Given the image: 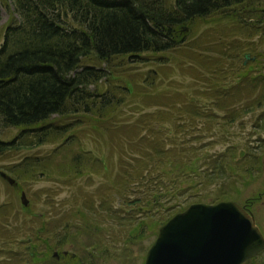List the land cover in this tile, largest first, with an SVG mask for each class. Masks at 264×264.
Masks as SVG:
<instances>
[{"label":"trees","instance_id":"1","mask_svg":"<svg viewBox=\"0 0 264 264\" xmlns=\"http://www.w3.org/2000/svg\"><path fill=\"white\" fill-rule=\"evenodd\" d=\"M262 2L264 0H11L14 15L4 30L0 45V127L22 126L28 129L34 126L32 129L37 131L35 142L40 144L48 141L46 128L42 124L53 115L72 113L77 115V122L83 118L91 121L92 128L99 134L94 136H101V142L108 145L109 156L111 151L116 153L121 171H126L129 177L134 178L133 187L140 194L138 201H144L145 204L160 203L156 200L163 191L180 195L187 184L190 188H199L208 182H219L224 173L222 171L230 165L225 155L202 154L200 157L206 162L199 165L198 156L192 158L194 152L185 153L186 148L183 146L173 143L163 149L159 130L166 131L165 120H171L170 123L174 124L176 120L186 117L187 133L193 137L191 129H196L192 125L195 116L203 118L207 115L201 108L203 104L200 98L208 99L211 107L223 110L229 120L235 119L242 112L254 109L252 106L255 101L259 103L264 100V88L256 97H253L255 90H251L264 77L240 73L237 76L239 79L230 86L209 83L208 89L194 90L198 95L197 101L190 98L188 92L180 90L151 91L145 95L164 109L161 108L159 113L147 111L134 119H122L117 111H122V106L127 103L126 95L112 92V95L106 96L100 90H88L89 84L102 77V71L83 63L82 58L92 54L90 56L106 61L115 55L129 54L131 59L141 61L146 56L144 52L183 50L180 46L187 40L185 25L196 17L208 19L214 13L222 12L231 13V31L240 30L248 36L260 34L262 41ZM7 5V0H0V10ZM197 37L183 48L193 52L195 42L197 47H202L204 41ZM231 39L226 45L222 41L213 43H217L215 47L219 46L221 50L226 47L221 53L234 60L243 52V46L235 45L232 42L234 38ZM217 61L214 59V68L207 66L204 70L214 76L222 73L225 77L228 72L233 73L237 69L232 64L229 70L219 72L224 61ZM238 71L241 72V69ZM124 93L136 98L141 91L125 90ZM242 100H245L244 103H240ZM242 105L245 108L242 109ZM160 113L163 119L159 118ZM209 113L214 115L211 111ZM156 122L161 128L154 125ZM184 125H176V131L184 130ZM194 138L202 140L203 132ZM144 141L152 144L149 150L143 149ZM13 147V140L0 138V154ZM194 147L191 146L193 151ZM89 155L91 159L77 152L72 158V163L77 165V176L84 170L96 172L105 166L102 158L94 157L91 153ZM48 156L49 153L40 158L28 156L5 168L19 178L28 171L42 172L49 160L46 158ZM174 156L182 157L176 159ZM83 160L87 165L82 164ZM154 163H169L174 174H181L177 178L173 175L172 182L166 183L162 180L163 173L151 174L155 168L147 169ZM90 165L93 167L88 168ZM177 165L180 167L179 172L175 168ZM15 180V185H19L18 180ZM125 185L126 180L120 176L113 182L108 181V191L96 189L95 193L84 192L80 198L81 207L60 210L57 207L55 213L62 212L57 218L45 220L42 219V212L41 215L34 212L33 218L38 222L36 228L32 229L35 241L38 244L54 236L50 249L72 241L69 239H73L72 242L77 246L79 232L90 234L94 228L98 230L102 241L105 228H100L93 221V215L112 216L116 213L119 206L113 205L115 201L120 204L117 194L125 189ZM220 199H230V196H218L215 200ZM181 205L180 199L166 207L162 205L161 208L166 212L158 218L159 223L181 209ZM145 225L152 226L148 222ZM62 232L63 235H59ZM61 237H64L63 241H59L63 239ZM32 251L34 254L31 258L34 259L36 252ZM67 255L62 254L61 257ZM69 257L73 264H77L75 254ZM37 260V263L41 262L39 258Z\"/></svg>","mask_w":264,"mask_h":264},{"label":"rangeland","instance_id":"2","mask_svg":"<svg viewBox=\"0 0 264 264\" xmlns=\"http://www.w3.org/2000/svg\"><path fill=\"white\" fill-rule=\"evenodd\" d=\"M7 4L0 10V45L4 30L14 15L11 0H7ZM230 15L231 13L222 12L214 13L210 15L211 17L208 16V19L194 18L193 22H189L190 24L184 27L187 40L180 46L183 50L144 52L146 56L141 61L131 59L129 54L115 55L106 61L90 56L92 54L83 57V63L102 71V77L95 83L89 84L88 90H100L106 96L112 95V92L126 95L127 103L122 106V111L117 113L122 119H134L141 113L147 111L159 113L161 108L164 109L145 95L151 91L180 90L188 92L189 97L197 101L198 95L194 90L208 89L209 83L230 86L239 79L237 76L240 73L264 77V38L260 41V34L248 36L240 30L231 31ZM197 36L204 41L202 47H197L195 42L193 52L183 48L188 42L196 40ZM231 38H234L232 42L235 45L243 46V52L239 57H234V60L221 53L226 47L221 50L219 46L215 47L217 43H213L222 41L226 45L231 42ZM244 53H249L245 62ZM214 59H217V62L224 61L218 69L219 72L229 70L232 64H235L237 69L233 73L228 72L225 77L222 73L214 76L204 70L207 66L215 67ZM240 69L241 72L238 71ZM262 88H264V80L257 82L251 88L255 90L253 97L258 93L261 94ZM125 90H140L141 94L133 98L131 94L124 93ZM199 101L202 102L201 108L207 115L203 118L195 116L192 125L196 129H191L193 137L187 133L186 117L176 120L174 124L170 123L171 120H165L166 131L159 130L162 137L161 146L163 149L173 143L183 146L186 148L185 153L194 152L192 158L198 156L199 165L206 162L200 157L202 154L222 153L230 165L222 171L224 173L221 174L222 178L219 182H208L199 188H190L187 184L185 191L180 195L167 194L163 191L156 200L160 202L158 204L138 201L140 194L133 187L134 178L129 177L126 171H121L116 153L111 151V157L109 156L108 145L101 142V136H94L99 134L92 128L91 121L85 118L77 122V115L72 113L65 116L53 115L42 124L46 128L48 141L40 144L35 142L37 131L32 129L34 126L28 129L22 126L0 127V138L15 142V147L0 154V169L19 182V185L13 186L0 177V264L10 262L12 264H73V260L69 257L72 254L77 257V264H144L146 252L154 241L159 227L169 217L192 202L214 203L227 200H215L218 196L226 194L254 216L264 235V100L259 103L255 101L252 106L254 109L242 112V115L236 116L233 120H229L223 110L211 107L208 99L200 98ZM241 108H245V105ZM209 111L214 115L211 116ZM159 118L163 119L161 113ZM178 124H185L182 128L184 130L177 132ZM154 125L161 128L158 127V122ZM200 132H203L204 138L197 141L194 136ZM151 145L149 141L142 143L145 150H149ZM191 146H195L194 151ZM77 152H82L89 159H91L90 153L94 157L102 158L105 166L96 172L84 170L80 176H77V165L72 163V158ZM48 153L49 156L46 158L49 160L42 172L28 171L19 178L5 168L20 162L25 157L40 158ZM180 157L182 156H174L176 159ZM86 163L83 160L82 164ZM91 167L93 166L90 165L88 168ZM153 168L155 169L151 174L163 173L162 180L166 183L172 182L173 175L177 178L181 174V172L174 174L169 163L166 165L154 163L147 169ZM175 168L180 171L179 165ZM120 176L126 180V187L117 194L120 204L115 201L113 205L119 206L117 207L119 210L112 216L93 215V221L100 228H105V237L102 241L98 230L94 228L90 234L79 232L77 246L72 242L73 239H69L72 241H66L47 252L45 242L39 241L37 244L32 231L38 225L37 220L33 218L34 212H42V219L45 220L57 218L62 213H55L57 207L59 210L81 207L82 193L89 191L95 193L96 189L108 191L106 188L108 181L113 182ZM21 190L25 191L29 200L27 209L20 201ZM177 199L182 202L179 207L181 209L171 214L163 223H159L158 218L166 212L161 208L162 205L166 207ZM63 213L67 217V213L65 211ZM146 222L152 226L145 225ZM59 235H63V232ZM28 238H30L29 242ZM54 238L51 236L49 239ZM61 238L63 239L59 241L64 240V237ZM28 245L29 248L26 247ZM32 250L36 252L34 259L29 256V251ZM54 250L61 255L66 250L68 255L54 258L52 256ZM263 251L264 249L242 264H263ZM37 258L41 262L37 263Z\"/></svg>","mask_w":264,"mask_h":264},{"label":"water","instance_id":"3","mask_svg":"<svg viewBox=\"0 0 264 264\" xmlns=\"http://www.w3.org/2000/svg\"><path fill=\"white\" fill-rule=\"evenodd\" d=\"M248 57L245 53L244 62ZM0 177L16 184L1 169ZM20 201L29 203L23 190ZM263 249L264 235L254 216L237 201L192 202L161 224L144 264H242Z\"/></svg>","mask_w":264,"mask_h":264},{"label":"flooded vegetation","instance_id":"4","mask_svg":"<svg viewBox=\"0 0 264 264\" xmlns=\"http://www.w3.org/2000/svg\"><path fill=\"white\" fill-rule=\"evenodd\" d=\"M28 240H30V239H27V241ZM29 242V241H28ZM42 242H45L44 244H45V248H46V251L47 252H49L50 250H52V249H50V245L52 244V239H47V240H43ZM27 248H29V245L28 246H26ZM57 253V255H55L54 253ZM33 251H29V256L30 257H32L33 256ZM62 254H64V255H66V254H68V252L66 251V250H64L63 252H62ZM44 255H46V254H44ZM61 253H59L58 251H56V250H54L53 252H52V256H54V258H60L61 256ZM44 257H46V256H44ZM43 257V258H44ZM9 264H12L11 262L9 263Z\"/></svg>","mask_w":264,"mask_h":264}]
</instances>
